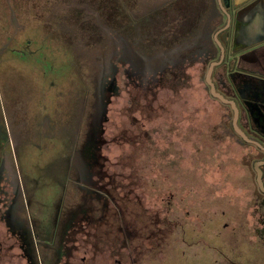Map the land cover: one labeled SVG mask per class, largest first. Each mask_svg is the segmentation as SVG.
Masks as SVG:
<instances>
[{
    "label": "rangeland",
    "instance_id": "rangeland-1",
    "mask_svg": "<svg viewBox=\"0 0 264 264\" xmlns=\"http://www.w3.org/2000/svg\"><path fill=\"white\" fill-rule=\"evenodd\" d=\"M202 1L0 0V264L210 263L201 238L236 250L251 182L205 79L226 32L204 39ZM225 52L214 79L243 68ZM165 60L176 72L139 74Z\"/></svg>",
    "mask_w": 264,
    "mask_h": 264
},
{
    "label": "flooded vegetation",
    "instance_id": "flooded-vegetation-1",
    "mask_svg": "<svg viewBox=\"0 0 264 264\" xmlns=\"http://www.w3.org/2000/svg\"><path fill=\"white\" fill-rule=\"evenodd\" d=\"M117 45L120 46L119 43H117ZM258 51H261L259 69H251L249 67L241 68V65H239L238 69H241L239 72H236L233 67L237 66V64L232 65L231 63L224 68L226 71L221 72L218 70L216 72L215 79L213 78V74L216 68H214L212 74V80L216 91L221 93L228 100L235 101L238 108L237 126L240 128L243 135L235 129L234 109L232 105L213 96L211 93V87L208 84L210 93L215 100H218L230 107L232 118L231 120H226V125L224 126L228 127V131H232L231 138L233 139V137H235V144L240 146L244 166L245 169H247L246 174L250 178L251 182L248 189V196L246 197L249 204L245 212V221L242 220L240 222V224H242L241 230L245 233H242L243 239L238 237L241 242L237 246L236 250L229 249L228 247L224 250L225 246H223L220 241L210 243L207 238H201V240L197 242L213 251H216V258L210 263L208 261L198 259L196 262L194 261L193 264H264V49H258ZM254 52L255 51H253V53ZM243 54L245 56L247 55L245 54V49H243ZM218 59L211 57L210 63ZM225 59L226 52L222 63ZM230 60L231 57L229 55L227 61ZM168 63L169 62L165 60L162 64V69L160 67L161 64L157 63L158 68L163 70L165 75L170 74V71L174 73V71L176 72L178 69L176 64H174L171 68V65ZM180 70H183V66ZM171 79H173L172 75L171 77L169 76L166 81L171 83ZM186 213L189 212L187 211ZM216 214H218V218L215 220ZM228 214L229 213L225 210L216 212L214 214V222L220 223V217L225 218ZM193 219H196L195 223L199 224V229L202 225L208 223L205 222V220H209V218H204V221H201V217L196 215H194ZM235 221L237 222V220ZM236 224L239 225L238 222ZM223 225L224 227H229V222H224ZM235 231L236 227L233 223L232 233ZM201 232L198 233L200 234ZM240 234L241 233H239V236ZM234 240L237 243L238 240L236 237ZM192 243H196L195 240L192 242L190 241L189 244ZM241 243L251 244L256 253H247L246 255V253L240 252L239 246ZM219 257L222 258V260Z\"/></svg>",
    "mask_w": 264,
    "mask_h": 264
},
{
    "label": "crops",
    "instance_id": "crops-1",
    "mask_svg": "<svg viewBox=\"0 0 264 264\" xmlns=\"http://www.w3.org/2000/svg\"><path fill=\"white\" fill-rule=\"evenodd\" d=\"M186 1L190 2V0ZM197 2H201V0H197ZM202 3H204L203 7L207 10L206 12L194 10L200 15L206 13L204 21L210 23L206 28L204 39L212 37L213 32L222 29L219 22H222L223 16L228 15L231 20V22L229 21L230 25L222 31L219 30L221 34L226 32L225 42L221 41L224 49L233 53L230 57L235 55V60L240 61L242 67L259 69L261 51L258 49H264V0H226L224 2L225 9L220 5L219 0H203ZM179 5L185 7L183 4ZM185 11L183 9V12ZM189 14L191 15L190 12ZM208 15H212V18ZM240 49H245L247 55L243 54L241 59H236L238 53L234 54L233 50ZM253 51L255 52L253 53Z\"/></svg>",
    "mask_w": 264,
    "mask_h": 264
},
{
    "label": "trees",
    "instance_id": "trees-1",
    "mask_svg": "<svg viewBox=\"0 0 264 264\" xmlns=\"http://www.w3.org/2000/svg\"><path fill=\"white\" fill-rule=\"evenodd\" d=\"M143 68V70H142V72L143 73H139V74H143V75H146V73H147V77L149 76V74L150 75H152V77H150L149 76V81H150V79L151 78H155V75H157L158 73H160V72H163V70H161V69H159L158 68V66L157 67H154V65H152V66H150V65H148L147 67H142ZM139 69V68H138ZM134 71H136L135 70V67H134V69H133ZM134 71H132V73L134 74ZM138 71H140L141 72V67H140V69L138 70ZM137 72V71H136ZM164 73V72H163ZM110 78H111V76H110ZM106 79V77H105V79H103L102 80V84H101V86H100V89H99V96H101L100 98H104V94H105V92H106V89L109 91V90H111L112 89V81H111V79ZM102 106V105H101ZM99 112H100V120L102 119V115H103V113H102V108L99 110ZM102 113V114H101ZM93 118H94V116H93ZM98 119V121L97 122H94L93 123V125H92V129L93 130H97V129H100L101 128V122H100V120ZM92 130V131H93ZM101 130V129H100ZM92 134V133H91ZM90 134V135H91ZM98 134H102V132L101 131H99L98 132ZM94 140V137H89V139H88V150H87V152H88V154L90 155L91 154V158H93V160L92 161H94V162H92V161H90L89 163H86V164H84V171L87 169L86 167V165H89L91 162L92 163H95L96 161H97V158H98V148H97V146L96 145H93V141ZM94 155V156H93ZM96 165V164H95ZM89 169V168H88ZM88 169L85 171L86 173H85V176H90V174H89V172H87L88 171ZM84 176V177H85ZM87 178V177H86ZM89 181V180H88ZM104 189L102 188V187H98V189H96V191H98V192H104L103 191ZM103 194V193H102ZM108 196V195H107ZM105 205V204H104ZM13 227H14V224H11V229H13ZM14 233V232H13ZM21 246H22V249H24V246L21 244ZM60 261H62V258H59V260H58V262H57V264H60L61 262ZM31 262H33V264H38V260L36 261V259H35V257H33L32 259H31Z\"/></svg>",
    "mask_w": 264,
    "mask_h": 264
},
{
    "label": "water",
    "instance_id": "water-1",
    "mask_svg": "<svg viewBox=\"0 0 264 264\" xmlns=\"http://www.w3.org/2000/svg\"><path fill=\"white\" fill-rule=\"evenodd\" d=\"M225 1L226 0H219L220 5L224 9H225V5H224V2ZM223 29L224 28H222L221 30H223ZM218 34H219L218 32L215 34V40L218 42V45L221 47V56H220V58L218 60L212 61L210 63V65L208 67V70H207V73H206V82L210 85V87H211V93L213 94V96L219 98L221 101H223L225 103H230L232 105V107L234 109V125H235V129L243 135V133L241 132L240 128L237 126L238 108L236 106L235 101L228 100L221 93H218L216 91L215 85H214L213 80H212V74H213V70H214L215 66L221 64L222 61H223V59H224V56H225V49H224L221 41H219Z\"/></svg>",
    "mask_w": 264,
    "mask_h": 264
}]
</instances>
